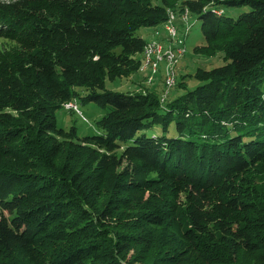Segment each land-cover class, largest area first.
Masks as SVG:
<instances>
[{"label":"trees","instance_id":"obj_1","mask_svg":"<svg viewBox=\"0 0 264 264\" xmlns=\"http://www.w3.org/2000/svg\"><path fill=\"white\" fill-rule=\"evenodd\" d=\"M185 10L186 30L199 19L206 39L195 51L219 44L223 65L168 101L106 86L140 73L155 39L141 28L159 38L169 12ZM0 37L18 43L0 59L1 250L42 249L39 264H264V191L247 174L264 167V0H3ZM72 99L105 109L92 134L58 119ZM150 172L219 205L196 199L113 225L138 201L126 195L154 184ZM167 217L183 221L180 239L154 232Z\"/></svg>","mask_w":264,"mask_h":264},{"label":"rangeland","instance_id":"obj_2","mask_svg":"<svg viewBox=\"0 0 264 264\" xmlns=\"http://www.w3.org/2000/svg\"><path fill=\"white\" fill-rule=\"evenodd\" d=\"M2 1L3 0H0V2ZM153 1L157 2L158 0ZM177 3L179 4V1ZM243 10H246V8L232 9L231 11L235 14ZM172 13L175 16L174 19L177 20L178 25H175L176 28L178 27L181 29L180 31L177 30L178 35H184V45L186 47L184 53L181 54L182 56H176V60L174 59L173 72H176V74H174L175 82L172 85L167 83L165 77L166 67L162 65L161 67L156 68V71L153 69V73H156V77L152 75L153 73L151 67L147 68V70L145 69V71L140 70V73H133L128 77H115L114 79L107 77L106 86L108 88L117 91L143 94L155 91V93L160 98V101H168L179 97V95H182L185 93V91L192 89L201 83L194 77L196 72L209 71L213 67L223 65L226 62L224 50L221 49L222 47H220L219 44L214 45L213 48H211L212 50L209 52L195 51V47L204 44L206 40L202 34L201 21L199 19H195L194 23L191 25V28L187 31L186 29L189 28L188 25L190 21L184 20L185 12L172 11ZM180 20L181 22L179 23ZM182 23L185 24L186 28ZM158 28L164 30L163 25H159ZM154 30L155 29H153V27L141 28L139 34L145 38L155 37V39L160 40L161 43L163 41V44L166 46L176 47L178 45L179 40L177 37H169V33L166 31L164 33L158 34L159 38H156L157 35L155 32H153ZM156 31L158 32V30ZM185 31H187L186 35L184 34ZM172 43L174 44L171 45ZM17 44V41L14 42L11 39L0 37V59L4 57V52L7 49L12 50L11 46L14 45V47H16ZM18 48L24 49V47L21 45H18ZM16 50L18 49L15 48L10 56L14 55ZM163 63L166 62L163 61L159 63V65ZM182 76H184V78ZM80 91L82 90L79 89V92ZM72 101L76 104L75 99H72L68 102ZM68 102L64 100L61 101L63 107H61V109H59L57 112L58 119H61L62 125H64L66 128H69L70 125L75 123L78 127L79 134H92L94 132L96 119L104 114L105 109L94 104L83 105L82 103L78 102V100V104H76L77 109H75V107L69 109L67 107ZM159 132L160 129L156 127L154 133L158 134ZM92 147L98 148L95 144H92ZM98 149L104 151L101 148ZM122 166L124 165L122 164ZM247 174H249V177L251 180H253V183L256 185L258 190L264 191V167L259 166ZM149 175L155 178L154 184L147 187L146 189L135 188V190H133V194L128 193L129 195H126L127 197L131 195L130 198H132V195L135 194L138 201L137 203L132 204L130 208L119 211L118 214H116V216L112 219L113 225H119L121 229L123 225L130 224L135 219L134 217L136 215H139L146 210H162L164 207L168 206L172 209V211L170 210L171 215L172 213H181L182 211H186V207L191 205L196 199H201V203H204V207L207 209L214 208L216 204L219 205V203H217V199H215V196L210 195L209 197H205L201 193L194 190L192 186L185 184V182H179L171 179L168 174L150 172ZM109 194L110 189L107 186H104L96 200L98 201L96 207H100L101 201L107 199ZM126 196L122 197L125 198ZM182 222L183 221L180 219L174 220L171 217H167V220L163 226L154 227V232L157 234L161 233V236L163 235L161 238L164 240H172L171 238L178 240L180 237L178 236V232L175 230ZM151 228V225L146 227V229L149 230ZM43 253L44 250L32 248L30 246L27 248H14L10 250L0 249V264H39L40 261L42 262V257H44ZM251 263L252 261L250 260L249 254V264ZM139 264H150V262H139Z\"/></svg>","mask_w":264,"mask_h":264},{"label":"bare ground","instance_id":"obj_3","mask_svg":"<svg viewBox=\"0 0 264 264\" xmlns=\"http://www.w3.org/2000/svg\"><path fill=\"white\" fill-rule=\"evenodd\" d=\"M169 13H170V17H169V20L166 23L164 28L166 30V27H168L169 37H174V38L177 37V39L179 40L178 45L176 47L166 46V45L163 44L164 43L163 41L161 43L160 40H156V39L152 40L151 39L150 42H148L146 44L145 49L143 51V60H142V64H141L140 70L141 71H145V69L147 70V68L151 67L152 68L151 70H152V73H153V69H154V71H156V68H158V67L163 65V66L166 67L165 68L166 71L164 70L165 74H166V76H165L166 77V81H167V83L169 85H172L175 82V77H174L175 75L174 74H176V72H173L174 59H175L176 56L181 55V46H182L183 39L178 38V32H177V30H178L177 28L178 27L176 28L175 24L173 23V20L175 18L174 14H173L174 12L172 13V11H171ZM172 26H173V28H172ZM166 44H168V43H166ZM173 44L174 43H172L171 45H173ZM144 54H145V56H144ZM163 61L166 62V63H163V64L159 65V63H161ZM76 104H73V101L72 102H68L67 107L69 109H71L73 107H75V109H77Z\"/></svg>","mask_w":264,"mask_h":264},{"label":"built area","instance_id":"obj_4","mask_svg":"<svg viewBox=\"0 0 264 264\" xmlns=\"http://www.w3.org/2000/svg\"><path fill=\"white\" fill-rule=\"evenodd\" d=\"M184 16H185L184 20L187 21L188 20V11L185 10V15ZM166 31L169 32L168 27H166ZM185 48L186 47H185L184 41H183L182 42V46H181V54L184 53ZM73 104H75V103H73Z\"/></svg>","mask_w":264,"mask_h":264}]
</instances>
